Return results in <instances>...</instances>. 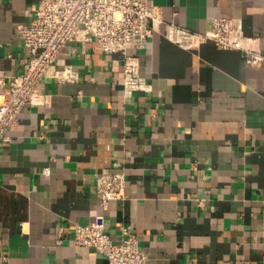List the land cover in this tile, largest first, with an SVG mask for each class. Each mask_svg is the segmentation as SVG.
<instances>
[{
	"label": "crops",
	"instance_id": "obj_1",
	"mask_svg": "<svg viewBox=\"0 0 264 264\" xmlns=\"http://www.w3.org/2000/svg\"><path fill=\"white\" fill-rule=\"evenodd\" d=\"M41 0H0V71L29 53L17 28ZM161 6L146 47L131 49L148 87L124 94V56L69 40L41 104H26L0 147V264H106L74 226L106 215L114 240L131 225L147 264H264V60L207 40L168 39L170 22L205 31L240 17L264 54V0H149ZM49 167V172L45 168ZM123 172L126 196L100 204L97 177Z\"/></svg>",
	"mask_w": 264,
	"mask_h": 264
},
{
	"label": "built area",
	"instance_id": "obj_2",
	"mask_svg": "<svg viewBox=\"0 0 264 264\" xmlns=\"http://www.w3.org/2000/svg\"><path fill=\"white\" fill-rule=\"evenodd\" d=\"M164 21L161 6L149 0H41L36 16L17 28L29 58L22 72L8 75L0 71V147L7 131L19 119L26 104H41L39 85L44 76L53 73L62 80H77L78 72L68 64L52 66L69 40L95 39L109 53L124 56L123 88L125 95L146 89L148 83L140 73V61L131 49L146 47L157 23ZM168 39L194 49L207 40L220 48L241 49L246 61L258 65L264 60L259 48L246 44L240 17H215L205 31H194L175 22L169 23ZM49 172V167L45 168ZM100 204L126 196L123 172L102 173L97 177ZM77 244L92 246L107 258L106 264H147L148 255L131 225L121 226V236L114 240L106 228L104 212L96 213L86 224L74 226Z\"/></svg>",
	"mask_w": 264,
	"mask_h": 264
}]
</instances>
